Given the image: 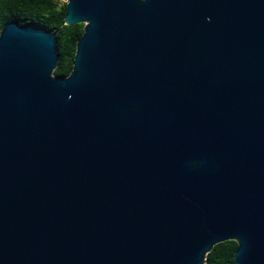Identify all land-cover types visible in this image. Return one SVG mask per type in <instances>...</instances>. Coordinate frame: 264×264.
Returning <instances> with one entry per match:
<instances>
[{
	"label": "water",
	"instance_id": "1",
	"mask_svg": "<svg viewBox=\"0 0 264 264\" xmlns=\"http://www.w3.org/2000/svg\"><path fill=\"white\" fill-rule=\"evenodd\" d=\"M0 29V264H264V0H62Z\"/></svg>",
	"mask_w": 264,
	"mask_h": 264
},
{
	"label": "trees",
	"instance_id": "2",
	"mask_svg": "<svg viewBox=\"0 0 264 264\" xmlns=\"http://www.w3.org/2000/svg\"><path fill=\"white\" fill-rule=\"evenodd\" d=\"M66 4L60 0H0V29L9 22L32 25L56 33L59 60L53 74L66 77L72 69V61L83 25H64ZM237 244L227 241L217 244L206 255L205 264H232Z\"/></svg>",
	"mask_w": 264,
	"mask_h": 264
},
{
	"label": "rangeland",
	"instance_id": "3",
	"mask_svg": "<svg viewBox=\"0 0 264 264\" xmlns=\"http://www.w3.org/2000/svg\"><path fill=\"white\" fill-rule=\"evenodd\" d=\"M62 3H64L62 0H60Z\"/></svg>",
	"mask_w": 264,
	"mask_h": 264
}]
</instances>
